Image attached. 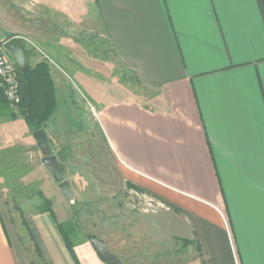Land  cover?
Segmentation results:
<instances>
[{
  "label": "crops",
  "instance_id": "crops-1",
  "mask_svg": "<svg viewBox=\"0 0 264 264\" xmlns=\"http://www.w3.org/2000/svg\"><path fill=\"white\" fill-rule=\"evenodd\" d=\"M8 36L29 41V66L48 65L57 106L72 101L85 39L107 41L132 98L95 110L100 137L176 213L151 226L197 244L183 264H264V0H0ZM12 108L0 111V166L38 147ZM45 234L38 263L64 264ZM74 253L79 264H105L90 243ZM36 261L0 199V264Z\"/></svg>",
  "mask_w": 264,
  "mask_h": 264
},
{
  "label": "rangeland",
  "instance_id": "rangeland-1",
  "mask_svg": "<svg viewBox=\"0 0 264 264\" xmlns=\"http://www.w3.org/2000/svg\"><path fill=\"white\" fill-rule=\"evenodd\" d=\"M85 40L89 54L82 56L83 67L79 65L78 69L75 64L74 94L69 98L72 101L66 103L63 97L59 99L51 122L59 119L55 122L59 124L53 126V131H47V152L33 147L17 163L0 166L7 171L5 181L0 182V199L11 219L12 230L27 254L37 260L36 264L44 260L40 245L43 233L49 239L46 245L51 257L64 264H75L57 225H62L69 235L73 251L82 243H90L89 236H97L107 242L110 251L123 264H183L182 252L187 253L189 263L193 261L191 248L198 249L194 241L186 246L182 240L165 238L169 236V232H164L166 229L151 226L163 219L176 221V213L143 190L134 175L114 159L100 137L95 110L131 99L132 95L128 84L117 77V61H113L109 43L90 37ZM55 60L50 61L58 64ZM67 71V75L73 76ZM63 118L66 119L64 126ZM24 123L32 129L27 120ZM48 155L60 158L63 179L70 181L75 191L74 204L67 201L43 165L42 159ZM46 206L54 216L44 212ZM167 210L172 217H168Z\"/></svg>",
  "mask_w": 264,
  "mask_h": 264
},
{
  "label": "trees",
  "instance_id": "trees-1",
  "mask_svg": "<svg viewBox=\"0 0 264 264\" xmlns=\"http://www.w3.org/2000/svg\"><path fill=\"white\" fill-rule=\"evenodd\" d=\"M12 38L14 37L8 36L4 40H2L0 44H5V42L9 41ZM23 83L27 84V96L21 104L14 107L18 110L21 116H29V124L31 125L33 133L39 130L44 131V127L53 117L57 108L55 87L49 74L48 65L46 63H40L33 68L27 63V69L23 75ZM11 108L12 105L5 98L2 89H0V111H4L6 109L11 110ZM56 157L60 163V168L62 171L60 158L58 156ZM44 212L54 216V213L49 206L45 207ZM57 229L61 234V237L65 241L67 249L72 254L75 262L79 264L77 257L73 251L71 241L69 240V235L65 232L64 227L62 225H57ZM182 242L187 246L193 241L183 239Z\"/></svg>",
  "mask_w": 264,
  "mask_h": 264
},
{
  "label": "water",
  "instance_id": "water-1",
  "mask_svg": "<svg viewBox=\"0 0 264 264\" xmlns=\"http://www.w3.org/2000/svg\"><path fill=\"white\" fill-rule=\"evenodd\" d=\"M4 47L10 53L17 65L19 71L21 96L24 100L27 96V84L23 83V75L27 69V58L24 43L21 38L14 37L5 42ZM26 120L29 121V116H26ZM34 138L37 141L39 149L43 153H46L49 147V141L45 131L39 130L35 132ZM42 163L47 171L53 176L55 182L58 184V189L62 192L67 201L74 204L76 200L75 191L71 182L63 179V174L57 157L49 155L45 156L42 159ZM88 239L99 258L105 264H123L122 261L110 251L107 242L98 238L97 236H89Z\"/></svg>",
  "mask_w": 264,
  "mask_h": 264
},
{
  "label": "built area",
  "instance_id": "built-area-1",
  "mask_svg": "<svg viewBox=\"0 0 264 264\" xmlns=\"http://www.w3.org/2000/svg\"><path fill=\"white\" fill-rule=\"evenodd\" d=\"M22 41L29 42L26 38ZM5 44H0V89L4 92L7 101L17 106L22 103L19 71L10 53L5 49Z\"/></svg>",
  "mask_w": 264,
  "mask_h": 264
}]
</instances>
